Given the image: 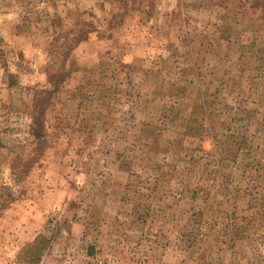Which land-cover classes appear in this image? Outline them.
Returning a JSON list of instances; mask_svg holds the SVG:
<instances>
[{"label":"rangeland","instance_id":"rangeland-1","mask_svg":"<svg viewBox=\"0 0 264 264\" xmlns=\"http://www.w3.org/2000/svg\"><path fill=\"white\" fill-rule=\"evenodd\" d=\"M264 264V0H0V264Z\"/></svg>","mask_w":264,"mask_h":264},{"label":"built area","instance_id":"built-area-1","mask_svg":"<svg viewBox=\"0 0 264 264\" xmlns=\"http://www.w3.org/2000/svg\"><path fill=\"white\" fill-rule=\"evenodd\" d=\"M85 264H115L111 258L99 257L98 255H91L86 257Z\"/></svg>","mask_w":264,"mask_h":264}]
</instances>
